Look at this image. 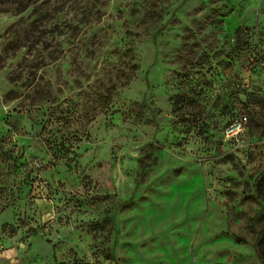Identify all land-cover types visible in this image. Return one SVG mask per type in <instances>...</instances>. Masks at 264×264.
I'll return each mask as SVG.
<instances>
[{"label": "rangeland", "instance_id": "rangeland-1", "mask_svg": "<svg viewBox=\"0 0 264 264\" xmlns=\"http://www.w3.org/2000/svg\"><path fill=\"white\" fill-rule=\"evenodd\" d=\"M263 172L264 0H0V264H264Z\"/></svg>", "mask_w": 264, "mask_h": 264}, {"label": "built area", "instance_id": "built-area-1", "mask_svg": "<svg viewBox=\"0 0 264 264\" xmlns=\"http://www.w3.org/2000/svg\"><path fill=\"white\" fill-rule=\"evenodd\" d=\"M247 117L245 115L234 119L231 121L225 128V135L229 139H237L239 134L243 131L244 123L246 122Z\"/></svg>", "mask_w": 264, "mask_h": 264}, {"label": "trees", "instance_id": "trees-1", "mask_svg": "<svg viewBox=\"0 0 264 264\" xmlns=\"http://www.w3.org/2000/svg\"><path fill=\"white\" fill-rule=\"evenodd\" d=\"M27 5L25 4V5H22L21 7H18V10H23L24 8H26ZM256 189H257V193L260 196L264 197V172L259 177V180H258V182L256 184ZM262 233H263V236H264V230H263Z\"/></svg>", "mask_w": 264, "mask_h": 264}]
</instances>
